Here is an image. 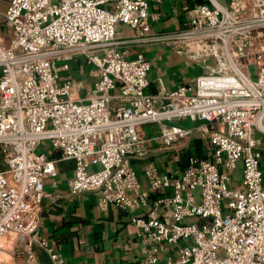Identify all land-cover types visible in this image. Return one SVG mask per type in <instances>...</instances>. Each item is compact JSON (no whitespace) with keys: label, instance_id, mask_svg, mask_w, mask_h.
I'll list each match as a JSON object with an SVG mask.
<instances>
[{"label":"built area","instance_id":"1","mask_svg":"<svg viewBox=\"0 0 264 264\" xmlns=\"http://www.w3.org/2000/svg\"><path fill=\"white\" fill-rule=\"evenodd\" d=\"M162 1H10L8 47L0 37V264L17 253L44 264L36 248L63 263L41 234L45 181L63 161L74 162L71 195L93 192L101 207L134 215L151 243L148 263L177 247L164 264H264V0H191L184 28L153 32L149 3ZM118 24L133 34L118 36ZM146 45L206 73L152 94L149 60L131 55ZM76 59L94 72L85 99L60 80ZM197 139L203 155L190 152ZM163 151L175 153L176 168L150 160ZM132 159L148 161L147 189Z\"/></svg>","mask_w":264,"mask_h":264},{"label":"crops","instance_id":"2","mask_svg":"<svg viewBox=\"0 0 264 264\" xmlns=\"http://www.w3.org/2000/svg\"><path fill=\"white\" fill-rule=\"evenodd\" d=\"M11 0H0V17L4 20ZM191 0H164L160 3L150 2L149 13L156 16L151 21L153 32L182 29L186 26L188 17L186 10ZM118 36L128 37L133 34L131 28L118 24ZM133 56L137 51L145 54L151 64L148 75V91L155 94L159 91L160 82L167 90H175L180 85H194L195 77L206 73L203 67L184 56L159 46L146 45L132 47ZM62 82L73 83L79 88L78 98L85 99L95 81L93 69L80 59L71 62L66 70L61 71ZM192 125L190 122H182ZM153 129L148 128V134ZM262 151L261 166L264 173V134L256 133ZM158 148L160 142L150 143ZM47 154H53L49 145ZM203 155V145L200 139L195 140L193 151ZM44 152V151H43ZM57 156V154H53ZM184 155L182 166L185 165ZM176 155L173 152H158L150 160L165 172L176 168ZM148 161L131 160V164L140 171L142 186L149 187L142 170ZM58 175L45 181V198L43 201L41 234L48 240L49 246L61 254L62 264H150L148 257L151 243L139 228L133 223V214L114 204L101 207L98 196L93 192L71 195L69 181L74 176V162L63 161L57 164ZM235 186H240V178L236 177ZM154 197V194L152 195ZM177 247H167L157 264H164L178 255ZM36 260L44 264H53L50 257L41 248L35 249ZM9 264H25L22 253L8 255Z\"/></svg>","mask_w":264,"mask_h":264},{"label":"rangeland","instance_id":"3","mask_svg":"<svg viewBox=\"0 0 264 264\" xmlns=\"http://www.w3.org/2000/svg\"><path fill=\"white\" fill-rule=\"evenodd\" d=\"M109 7H110V5H108L106 8H109ZM12 34H13L12 29L9 26H7L4 22V20L0 17V37H2L5 40V44L7 47L10 44V39L12 37ZM162 47H164V46H162ZM165 49L172 51L174 53H177L176 51H174L172 49H168V48H165ZM251 71H252L253 75H256V67L255 66H251ZM41 150L47 153V150H49V148H46V149L43 148ZM183 158L184 157H182V160H183ZM4 167L5 166H4L3 158H2V155L0 153V169H3Z\"/></svg>","mask_w":264,"mask_h":264}]
</instances>
